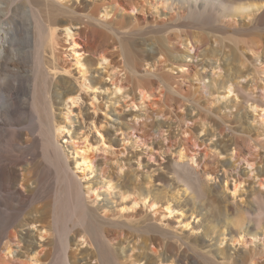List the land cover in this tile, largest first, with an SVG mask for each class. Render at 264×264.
<instances>
[{
  "label": "rangeland",
  "instance_id": "obj_1",
  "mask_svg": "<svg viewBox=\"0 0 264 264\" xmlns=\"http://www.w3.org/2000/svg\"><path fill=\"white\" fill-rule=\"evenodd\" d=\"M197 1V7L203 12L200 16L189 15L188 2L184 0H85L83 10L64 16L74 24V37L80 47L71 50L69 41L58 32L54 55L57 62L70 71L63 75L71 79L73 87L77 86L78 76L74 56L79 54L83 61L87 60L91 72L100 82L98 88L92 90L96 93L94 98L83 95H86L87 105L94 101L95 118L109 131V139L104 144L106 149L93 151L95 170L89 174L85 171L81 181L89 180L94 187L98 186L93 196L92 193L86 196L93 207L92 213L103 221L101 226L108 241L116 244L121 239L129 243V248L133 244L136 247L128 250L127 256H133L138 248H142L140 243L145 240L148 230L145 224H151L150 233L162 228L177 234V237L172 234L160 236L171 242L168 253L176 255V259L173 258L176 264L186 263L183 256L178 261L181 253L193 255L200 264H264V208H258V203L264 200V111L260 108L253 111L250 107L251 98L264 101V72L257 73L264 67V30L237 32L235 29L242 23H248L241 12L222 10L217 0ZM33 2L40 5L39 0ZM222 2L225 5L229 0ZM238 2L234 1L235 4ZM66 4L72 5V0ZM103 9L109 11L107 18H101ZM13 19V27L24 36L29 19L21 7H17ZM116 30L123 34L116 35ZM10 43L16 48L19 41L11 37ZM27 49L24 43V50ZM101 51L106 52L107 63L95 62ZM186 52L190 56L185 57ZM253 55L259 60L255 62ZM46 56L51 57L49 49ZM244 72L249 73L246 78H237ZM22 74L15 76L22 77ZM228 76L237 81L238 90L227 98L221 82ZM252 77L253 83L249 82ZM114 81L130 90L126 99L119 97L123 90L115 88L116 93H112ZM138 81L154 82V90L143 100L134 97L132 107L131 97L138 95ZM54 109L57 118L63 116L62 106L56 105ZM93 111L90 108L87 112ZM85 112L78 117L75 112L71 114L72 139L62 138L63 144L82 146ZM33 134L38 136L37 129ZM23 139L25 144H21L22 147L16 145L14 158L28 159L34 170L41 169L40 187L22 200L0 190V201L11 204L7 211L3 206L0 209L13 214L11 223L0 226V247L9 239L14 249L20 245V233L24 234L26 230L15 228V224L28 215L31 207L43 205L48 210L56 201L59 205L64 204L59 198L61 187L57 172L43 157L40 137L35 140L26 131ZM218 139L229 146L227 151L214 145ZM180 150L184 155L194 156V161H188L184 166L192 174L183 170L192 175L188 184L176 170L186 161L179 156ZM247 161L252 167L246 166ZM7 163L6 158L0 159V166ZM76 171L80 176L83 173ZM207 173L211 174L209 178ZM24 174L21 169L17 171L16 188L21 191L24 186L19 180ZM106 175H111L117 182L112 194H107L98 184ZM198 175L204 185L216 186L221 201L202 198L196 181ZM234 185H238L235 193ZM131 188L155 195H173L179 201L189 200L195 207L202 200L206 209L213 212L214 221L194 229L184 227L175 217L161 222L158 212L149 207L138 205L135 209L120 210L114 191ZM218 204L229 205L231 210L225 215L218 206L215 208ZM242 218H246L247 227L243 226L241 242L234 247L229 240L228 227L221 226L226 222L239 228L238 220ZM211 226L214 230L210 238L203 240L206 228ZM35 229L30 234L32 238ZM221 233H225L222 242ZM52 238V231L48 230L45 238H39L37 243L33 241L39 256L50 263L58 258L60 251ZM227 243L232 245L231 249ZM85 246L86 243L80 245ZM11 256H8L11 264L27 262L23 256L15 253ZM91 262L95 263V260Z\"/></svg>",
  "mask_w": 264,
  "mask_h": 264
},
{
  "label": "bare ground",
  "instance_id": "obj_2",
  "mask_svg": "<svg viewBox=\"0 0 264 264\" xmlns=\"http://www.w3.org/2000/svg\"><path fill=\"white\" fill-rule=\"evenodd\" d=\"M39 1L40 5L36 6L33 0H0V99L2 100L0 104V159L6 158L8 160L7 164L0 166V190L6 193L10 192L12 196H17L18 200H22L33 195L40 184L41 169L39 171L34 170V165L28 159L14 158L13 152L17 150L16 145L25 144L23 138L28 131L35 140L40 137L43 157L55 167L61 187L58 192L59 198L63 199L64 204L59 205L56 201L48 210L43 205L31 207L27 216H23L16 224L14 223L15 228L26 230L24 234L20 233V245L14 249L10 239L5 241L0 247V264H11L8 256L12 255L11 257H13V253L25 257L26 264H158L159 262L160 264H176L173 262L176 261L173 259H176V255L168 253L171 242L160 237L167 234L177 237L176 233H170L162 228L154 230L158 233H150L152 229L149 228H153V225L145 224L148 230L145 240L140 243L142 248H138V252L134 253L133 256H127L128 250H135L134 244L132 248H129V243L126 244L125 240L119 239L116 244L108 241L107 234L101 226L103 221L98 220L92 213L93 207L89 205L86 194L92 193L93 196L98 186L94 187L89 180L82 182L81 179L85 175V171L86 174H89L95 170L93 151L100 148L106 149L104 144L109 139V131L102 127L98 118H95L96 106H93L94 101L92 100L91 104L87 105L86 95L83 94L93 95L94 98L96 93L92 90L98 88L100 79L94 77L87 60L83 61L78 54L74 56L75 65H77L76 74H78L76 77L77 86H71V79L63 75V73L70 74V71L61 66L54 55L55 38L58 32L64 35L66 41H69L71 50L74 51L75 48L80 47L74 37V24L64 16L83 10L85 0H72V5L66 4L69 0H65V2H62L63 0ZM184 1L188 2L189 15L200 16L203 13L197 7V0ZM217 1L222 10L233 13L241 12V16L248 19V23H242L235 31L264 30V0H229L225 5H223L222 0ZM234 1L239 2L235 4ZM18 6L22 8L27 19H29L24 36L18 34V31L13 27V18ZM66 8H69L70 11ZM108 15L109 11L103 9L101 18H107ZM115 32L116 35L123 34L117 30ZM11 37L13 40L19 41L16 48L11 46ZM24 43L28 46L27 50H24ZM113 43L116 42L113 40ZM47 49H49L51 57L46 56ZM187 56L190 55L186 52L185 57ZM255 56L258 55L255 54ZM256 60H259V57H255V62ZM23 61H26V64ZM95 62L98 64L107 63L106 52L101 51ZM20 72L23 73L22 77H16L15 75ZM260 72H264V67L257 70V73ZM248 75L249 73L244 72L237 78L244 79ZM253 78L249 82L253 83L255 80ZM111 85L114 86L112 93H116L115 88L123 90L122 94L119 95L120 98L126 99L129 96L130 90L125 89L122 83L114 81ZM204 86L208 85L204 84ZM136 87L139 91L138 95L134 94L131 97L132 107H134V97L143 100L151 94L150 92L154 90V82L138 81ZM221 88L226 90L225 93L228 94V98L231 94L234 95L235 90H238V83L228 76L226 80H222ZM250 102L253 111H257L258 108L264 111V101L261 99L251 98ZM83 103L85 104L84 107ZM56 105H60L64 109L62 117H56L54 109ZM90 108L94 110L93 113L87 112ZM85 110L86 124L84 127L86 130L82 133V146H75L73 142L70 147L63 144L62 138L72 139L71 124L73 118L71 114L75 112L78 117ZM81 122L80 124L83 125ZM34 129H37L38 136L33 134ZM214 145L221 148L222 151H227L229 148L220 139ZM66 148L68 149L66 150ZM69 155H72L71 158ZM179 156L186 158V161L179 164L176 170L182 176L184 183L188 184L187 181L192 179V175L186 174L183 170L186 169L184 166L187 165L188 161H194V156L184 155L181 150ZM71 160L73 161L71 162ZM246 166L252 167V163L247 161ZM19 169L25 172L19 180L24 186V191L16 188ZM76 170L83 171L82 175H78ZM189 172L192 174L191 171ZM194 172L196 173V171ZM207 176L209 178L211 174L207 173ZM196 181L202 198H209L214 201L222 200L217 194L218 190L215 185H204L199 175L196 177ZM98 184L104 187L107 194H112L117 187V182L111 175H106L103 181L99 179ZM237 188L238 185H234V193ZM113 195L118 198L120 210L135 209L138 205L142 208L149 207L155 210V213L158 212L161 216L159 219L161 222L169 217H175L178 223L184 227L190 226L195 229L203 227L207 221H214L212 219L213 212L206 209L202 200L198 201L195 207L189 200L179 201L173 195H155L147 190L136 191L132 188L123 189L116 193L114 191ZM260 202L258 208H264V200ZM0 206L5 207V211H7L11 204L0 201ZM217 206L225 215L231 210L229 205L223 207L218 204L215 208H218ZM203 209L206 210L203 211ZM0 216L2 219L0 226H5L13 221V214L5 213L2 209H0ZM245 219L238 220L239 228L231 227L226 222L221 226L228 227L229 240L232 241L234 247L241 242L243 226L246 225L245 228L247 227ZM195 220L197 221L195 222ZM34 228H36L35 236L32 238L30 234ZM48 230L52 231V239L60 250L58 258L52 263L39 256L33 242L35 240L37 243L40 241L39 238H45ZM213 230V226L206 228L203 240L210 238ZM221 235L220 242L225 239V233H221ZM254 235L256 236V234ZM84 243L86 246L80 247ZM73 245L75 248H72ZM149 245L152 248H149ZM232 245L228 244L227 246L231 249ZM148 251L153 254H149ZM181 256L186 260L185 264H200L193 255L186 256L183 253L178 257V261H181ZM92 260H95V263H92Z\"/></svg>",
  "mask_w": 264,
  "mask_h": 264
},
{
  "label": "snow or ice",
  "instance_id": "obj_3",
  "mask_svg": "<svg viewBox=\"0 0 264 264\" xmlns=\"http://www.w3.org/2000/svg\"><path fill=\"white\" fill-rule=\"evenodd\" d=\"M211 179V178H210Z\"/></svg>",
  "mask_w": 264,
  "mask_h": 264
}]
</instances>
